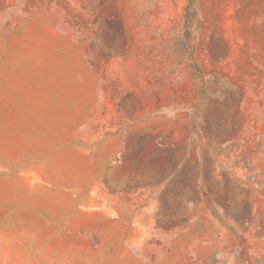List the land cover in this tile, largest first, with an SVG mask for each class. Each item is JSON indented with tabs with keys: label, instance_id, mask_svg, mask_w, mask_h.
Instances as JSON below:
<instances>
[{
	"label": "rangeland",
	"instance_id": "374dc122",
	"mask_svg": "<svg viewBox=\"0 0 264 264\" xmlns=\"http://www.w3.org/2000/svg\"><path fill=\"white\" fill-rule=\"evenodd\" d=\"M124 129L187 264H264V0H0V264L60 262L40 167Z\"/></svg>",
	"mask_w": 264,
	"mask_h": 264
},
{
	"label": "crops",
	"instance_id": "0c3cea01",
	"mask_svg": "<svg viewBox=\"0 0 264 264\" xmlns=\"http://www.w3.org/2000/svg\"><path fill=\"white\" fill-rule=\"evenodd\" d=\"M128 133L69 149L59 179L48 177L49 166L41 165L36 181L42 197L31 212L50 228L58 264H187L179 256L186 231L180 234V225L163 229L160 220L170 190L139 185L137 167L127 158L133 154ZM120 171L122 179L116 177ZM167 250L170 256L163 254Z\"/></svg>",
	"mask_w": 264,
	"mask_h": 264
},
{
	"label": "trees",
	"instance_id": "16d2710c",
	"mask_svg": "<svg viewBox=\"0 0 264 264\" xmlns=\"http://www.w3.org/2000/svg\"><path fill=\"white\" fill-rule=\"evenodd\" d=\"M191 1H192V0H188V2H190V3H191Z\"/></svg>",
	"mask_w": 264,
	"mask_h": 264
}]
</instances>
